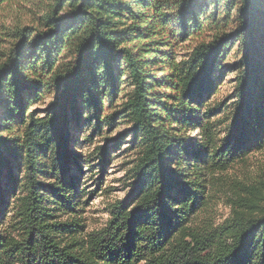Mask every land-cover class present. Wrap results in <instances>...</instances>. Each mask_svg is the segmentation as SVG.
<instances>
[{
    "label": "trees",
    "instance_id": "16d2710c",
    "mask_svg": "<svg viewBox=\"0 0 264 264\" xmlns=\"http://www.w3.org/2000/svg\"><path fill=\"white\" fill-rule=\"evenodd\" d=\"M4 5L31 22L11 30L0 58V264H264V178L240 184L226 223L191 222L206 204V176L264 149V0ZM232 42V123L217 138L206 99ZM55 93L43 113L27 112ZM116 118L138 148L131 190L105 226L82 233L79 218H59L84 203L69 131L85 121L96 134ZM193 130L197 141L184 135Z\"/></svg>",
    "mask_w": 264,
    "mask_h": 264
},
{
    "label": "rangeland",
    "instance_id": "374dc122",
    "mask_svg": "<svg viewBox=\"0 0 264 264\" xmlns=\"http://www.w3.org/2000/svg\"><path fill=\"white\" fill-rule=\"evenodd\" d=\"M30 13L9 5L0 7V58L2 52L10 46L12 37L9 35L16 26L30 24ZM200 38V37H199ZM197 38L187 39L178 46L180 57L187 56L196 45ZM237 43L232 42L226 46L222 58L223 74L216 69L214 88L209 91L206 102L207 109H215L210 115V122L217 138L227 136V127H231L235 100V71L232 64L235 62ZM121 95L115 100L117 106L121 101ZM57 94L46 95L45 99L34 102L28 106L27 112L36 110L43 113L48 102ZM232 104V105H231ZM103 114H106L107 107ZM111 111L110 109L107 113ZM84 116V115H82ZM118 117V116H117ZM70 128V136L74 141V151L78 155L79 185L81 200L84 202L80 210L72 214L61 215L59 218H79V224L83 226L82 233L97 230L107 223L110 218L112 204L125 198L131 190V180L134 165L137 160L138 148L131 147L130 125L121 119H115L111 127L101 126L100 131L91 134L95 129L87 125L85 121L74 123ZM92 135L90 141L85 142V136ZM186 138L193 141L199 140L197 130L185 131ZM84 141L83 143H79ZM109 149L107 158L101 162L98 153L100 147L107 145ZM117 143V144H116ZM73 147V146H72ZM86 161L87 163H83ZM75 170V166L72 165ZM72 170V171H73ZM264 178V149L250 152L244 160L232 163L227 170L214 172L207 175L206 204L191 216V222L195 225L220 226L228 221L232 215L233 202L238 195L244 194L242 185L254 184ZM81 183V184H80ZM82 185V186H81ZM59 214V213H58Z\"/></svg>",
    "mask_w": 264,
    "mask_h": 264
}]
</instances>
